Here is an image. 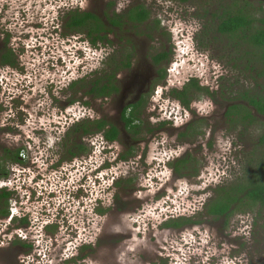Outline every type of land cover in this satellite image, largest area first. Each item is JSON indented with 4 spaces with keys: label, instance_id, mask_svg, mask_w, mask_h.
Wrapping results in <instances>:
<instances>
[{
    "label": "rangeland",
    "instance_id": "obj_1",
    "mask_svg": "<svg viewBox=\"0 0 264 264\" xmlns=\"http://www.w3.org/2000/svg\"><path fill=\"white\" fill-rule=\"evenodd\" d=\"M24 1L0 0V38L1 17L5 16V20L14 23V28L10 29L12 35L23 28L19 12L24 14ZM245 3L249 4L246 11L257 19L255 26L263 27L258 20L264 18V0L239 2L242 6ZM115 4L120 10L144 5L151 13L149 23L140 27L128 25L129 28L121 31L122 36L130 34L124 36L130 39L123 46L124 51H118L114 40L117 36L113 32L103 36L106 42L98 41L94 45L85 31L72 32L65 27L68 15L75 10L99 13L106 10L110 15ZM31 6L33 15L27 16ZM232 8V0L28 1L24 14L28 19L26 23H37L40 27L38 34L47 36L49 40H44V45H41L42 54L39 52L38 61L31 53L32 48L30 55H25L34 60V69L31 71L33 77L22 87L24 98L18 93H6L0 81V115L4 110L8 114L2 117L3 124L13 125L10 117L11 110L15 108L13 103L25 99L21 100L25 115L17 120L19 132L14 136V145L25 148L21 155L23 163L14 165L8 177L0 181V193L2 190L11 193L9 202L14 212V216L7 219L0 216V242L16 241L19 221L27 218L28 224L36 225L38 213L39 218L49 225L73 224L77 227L74 230L81 228L78 235L83 231L88 236L92 233L87 224H97V209H105L106 214L117 209L120 212L116 214L120 216L121 210L138 208L147 214L152 212L149 223L161 228L166 216L174 213L175 216L194 217V214L202 213L209 200L215 197L217 188L231 186L237 180L246 181L252 168L264 158V144H260L264 116L258 115L244 97L264 96V65L258 58L260 51L247 41L218 32L220 23L217 17ZM36 16H39L38 21ZM42 16H47L44 23ZM157 20L160 28L155 30ZM145 29L149 46L142 47L141 52L146 51L144 57L152 58L168 49H171V55L164 65L165 79L157 84L142 112L144 131L136 137L148 139L150 149L147 151L143 144L124 161L117 154H123L121 151L124 150L117 143L107 142L102 134L91 133L75 139L70 132L75 124L84 120L104 117L112 124L118 121L122 107L119 97L101 100L93 97L90 89L95 80L114 73V85H117V80H127V74H122L117 61L127 52L132 53L137 40L145 39ZM55 48L53 54L52 49ZM137 51L136 48L135 54ZM35 62H38L37 67ZM193 78L200 81L201 87H208L210 94L206 90L194 94L193 99L197 97L198 100L187 109L180 105L173 91L182 90ZM132 81L131 77L129 83ZM75 82L78 84L72 87ZM233 105L247 107L255 119L244 121L241 116L228 114L226 119L223 118L224 112ZM192 120L194 126L204 132L170 147L171 141H176V135L182 133L177 128L187 122L190 124ZM162 122H171L176 128L170 130L174 127L165 125L164 129L169 128L166 134L162 132L166 137L151 139L145 130L158 129ZM211 131L213 134L210 136ZM81 144L85 150L78 155L76 145ZM158 145H161L159 150H155ZM178 146L197 160V176L174 178L166 155ZM143 151L147 156L141 158ZM157 151L162 154L156 161ZM20 167L26 170L17 172ZM100 171L105 175L101 176ZM42 183L48 184L45 187ZM20 194L24 199L27 195L30 198L27 196L24 201ZM49 209L58 210L56 213L59 215H53ZM65 209L71 212L65 214ZM87 209L90 210L87 212ZM119 219L126 224L130 222L127 215H121ZM30 230L36 239L37 230ZM208 230L200 231V242L189 241L188 244H193L189 246L174 236L172 242L169 241L171 249L168 256L160 254L153 245L152 260L157 261L154 264H161L160 255L169 259L167 264H264V208L260 205L245 213H235L225 221L218 220ZM81 238L79 240L90 237Z\"/></svg>",
    "mask_w": 264,
    "mask_h": 264
},
{
    "label": "flooded vegetation",
    "instance_id": "obj_2",
    "mask_svg": "<svg viewBox=\"0 0 264 264\" xmlns=\"http://www.w3.org/2000/svg\"><path fill=\"white\" fill-rule=\"evenodd\" d=\"M29 0H25L23 2V12L25 11V6L28 3ZM139 6V5H135ZM135 6H130L127 9L120 10L117 8V5L113 6V9H111V16H122L126 15L131 9H133ZM144 6V5H141ZM33 6L29 8V11H27V16L31 12ZM121 8V7H120ZM145 9H147L144 6ZM148 10V9H147ZM22 11V10H20ZM93 12L99 17L103 19V21L108 24L107 19L105 17L106 10L102 12H94L93 10L83 11V12ZM109 11V10H108ZM149 11V10H148ZM82 12V11H81ZM37 13H39L37 11ZM36 13V14H37ZM22 19L19 18V21L21 22V26L23 28H19L17 34L12 35V27L14 28V23L12 21L5 20V16L1 19L2 23V33H1V46H0V81L4 84V89L6 93H18L19 96L22 98L25 94L22 91V87H24V83H28V80H30L31 77H33V63L34 60L29 56L26 58V54L30 55V49L31 53L35 56V61H38L39 55L42 54L40 52L41 45H44V40H49L47 36L38 34V30H40V27H38L37 23H26L28 19L22 12H19ZM151 14V13H150ZM26 15V14H25ZM224 15V12H223ZM38 17L36 16L35 19L38 21ZM45 18L47 16H44ZM44 17L42 16V22L44 23ZM24 18V20H23ZM68 19L65 22V27L68 31H70L68 24V21L70 20V15L67 17ZM219 23L221 22V16L217 17ZM12 20V19H11ZM127 22L126 20H124ZM151 21V17L144 21L141 24H124L123 26H112L110 27L113 31V35L117 36L115 37L116 44L118 46V51H124V47L126 43L128 42L127 37L129 36V33H124L123 36L120 34L122 30H126L130 26H142L146 23H149ZM15 22V20H14ZM48 22V19L46 20ZM55 24V23H54ZM130 25V26H128ZM11 29V30H10ZM44 29V28H43ZM219 32V30H218ZM107 33V32H106ZM106 33H101L100 37L103 40L99 41H107L105 37H103ZM109 33V31H108ZM107 33V34H108ZM144 40H137L135 44H133V50L130 54L127 52V54L121 59H119L116 66L121 68L122 74H127V80H117L116 88L118 89L117 92L112 93L109 97H101L99 95L100 93L98 91H95L94 93H91V90L94 88V85H92V89H90V93L93 97H98L101 100L103 99H115L118 98L121 100L122 107L120 108V114L118 121L114 124L117 126L119 135L117 139L113 142L109 143H117L124 151H121L117 153L120 160L127 161L129 159V156L132 155V151L135 149H140L139 147H142L144 144V147L147 151L150 149V145H148L149 140L148 139H137L144 130L142 127L139 130L135 131H128L125 128L124 123L121 121V114L125 110L127 106L135 105V104H147L148 99L151 97V93H155L156 86L158 83L163 81L166 77L164 76L165 68L164 65L167 64V60H162L159 63H155L154 57H156L158 54L167 53L168 56L171 55V49H168L167 51H161L157 54H155L152 58H147L145 56V49L142 51L143 45L149 46L147 43V37L148 32H144ZM221 33V32H219ZM136 34H134L135 36ZM42 40V41H41ZM64 43V42H63ZM66 44V43H65ZM69 45V44H68ZM137 48V53L135 54V49ZM60 50V48L58 47ZM42 51V49H41ZM56 51L55 49H52V52ZM40 52V53H39ZM139 54V56H138ZM141 55V56H140ZM147 55V53H146ZM47 56V54L45 55ZM121 57V56H120ZM144 57V58H141ZM29 58L31 60H29ZM35 67H37L38 62H35ZM118 68V69H119ZM1 70H5L7 72H2ZM131 73V74H129ZM133 78V81L129 83V79ZM19 78V79H18ZM38 78V77H37ZM16 79V80H15ZM115 79V78H114ZM200 82V81H198ZM102 84V83H101ZM99 84V85H101ZM98 85V84H97ZM200 85V84H199ZM81 87H84L81 85ZM203 88H206L209 90L208 87L202 86ZM100 87L98 86V89ZM183 89V88H182ZM100 90V89H99ZM101 91V90H100ZM199 91L195 90L194 92L189 94V97H191V104L193 101L198 100L197 97L193 99L194 94H198ZM38 94V93H37ZM24 98V97H23ZM20 99L18 101H15L13 103L14 110H11L10 117L12 124L10 127L6 126V123H2L3 116L5 117L7 114V111L4 110L5 114L3 113L0 115V181L4 180L8 177L10 169L12 170V167L14 165H22V153L24 152L23 147H18L17 145H14V136L18 135L19 130L16 129L18 126L16 124L18 119H22L24 117V108L23 103ZM180 105H183L182 101L177 99ZM236 103V102H235ZM232 105V104H231ZM184 106V105H183ZM186 108V107H185ZM229 108H231L229 106ZM228 108V109H229ZM188 109V108H187ZM3 110V109H2ZM227 112L225 111L223 114V118L226 119ZM8 115V114H7ZM142 114L140 116L139 123L142 122ZM101 119H107V118H97L96 120ZM109 121V119H107ZM15 122V124H14ZM191 122V121H190ZM173 126L171 122H162L159 124L161 126L158 129H152L148 128L145 130L146 133H148L152 138L156 139V136L158 137H166L163 133L166 134V132L169 131V128L164 129L163 126ZM174 127V126H173ZM176 127L170 129L174 130ZM178 130H181L182 133L176 135V141H171L170 147L178 144V141L181 143V140L188 139L190 136H198L201 135L203 130L199 129L198 127L194 126L193 120L189 124L188 122L185 125H182V127H178ZM206 131V130H205ZM163 132V133H162ZM94 134V133H93ZM213 134L211 131L210 136ZM103 136V135H102ZM170 137L167 136V138ZM150 139V140H151ZM169 139V138H168ZM161 141V138L159 140ZM108 142V141H107ZM162 145V144H161ZM158 145L157 149L159 150L160 146ZM144 148V150H145ZM171 151V150H170ZM169 159L167 160V163H169V166L172 168V173L174 175V178H178L179 176L191 178L194 177L197 173L195 170L192 171H183L180 173H176L175 171V165L177 162L182 161L184 159L190 160L188 163L189 166L194 164L193 166L196 168L198 166L197 160H194L193 155H191L188 151L183 152L184 149L180 148L179 146L177 148H173V150L170 152ZM162 152L156 153L154 156V159L157 161L160 158V155ZM147 153L143 151V155L141 158L146 157ZM38 161V160H37ZM172 161V162H171ZM26 170L24 169H17L18 171ZM19 171V172H20ZM101 172V176H104L103 171ZM22 173V172H21ZM184 173V175H182ZM198 175V173H197ZM196 175V176H197ZM37 177V176H36ZM103 183H106L105 179H102ZM101 182V180H99ZM48 183H42L43 186L46 187ZM4 191L2 190L0 193V216L4 217L5 219L9 218L10 216H14V212L12 208L10 207V200H11V193L8 195L4 194ZM21 195V194H20ZM29 197V195H27ZM23 198V200L25 201ZM30 198V197H29ZM23 201L19 202L21 205ZM245 206L241 207L240 209L233 210V214L235 213H245L244 209ZM50 212L53 215H56L57 211L49 209ZM90 209H87V212ZM66 213L71 212V210H63ZM62 211V212H63ZM55 212V213H54ZM106 210L103 208L97 209L95 212V215L97 217V224L88 225V230L92 235L86 236V234L82 231L81 233H78L79 230H74L73 224L69 227L62 223L61 226H58V223L55 225H49L48 223L44 222V219L41 220L39 218V213L37 217L36 225H30L28 224L27 218H22L19 221V225L17 226V237L16 241H1L0 242V264H154L157 261L152 260V253L151 248L152 246H156L159 249V253L162 255H167L171 247L169 248V241L172 242V240L175 238L174 236L178 237L180 242L184 244H188L189 241H192L194 243H199L200 239H198L199 236H201L200 231H209L208 228L214 224V222L218 220H227L229 217H220L216 218L214 215L208 214L206 209H203L202 213H199L198 215L194 214V217L186 216L185 215H179L175 216L176 214H171L172 216L164 219L163 226L161 228H157L155 225H151L149 221H151V213L147 214V212L143 209L138 208H131V209H125L121 210V215H127V217L130 219V222L126 224L124 221H120V216H118L116 213H119L120 210H113L111 213L106 214ZM168 212V211H167ZM69 214V213H68ZM24 215V214H23ZM59 215V214H57ZM54 218L56 216H53ZM69 218H67L68 220ZM119 219V220H118ZM191 220L190 223L179 225V226H172L169 225L171 221H180V220ZM49 220V219H48ZM63 221V220H62ZM66 223V220H64ZM118 222L117 224H110ZM51 224V223H50ZM83 229L86 230L85 226H82ZM47 228V229H46ZM30 229L37 230L36 239H33V232ZM40 230V231H39ZM67 231V232H66ZM62 232L64 234H62ZM184 233L185 235H183ZM178 235V236H177ZM84 239V237H87L88 240H79V238ZM25 238V239H24ZM154 242V243H153ZM42 243V244H41ZM41 244V246H39ZM193 245V244H188ZM197 250V249H196ZM168 252V253H167ZM168 256V255H167ZM177 258H180L179 256ZM159 259L161 260V264H167L168 258L166 256H159Z\"/></svg>",
    "mask_w": 264,
    "mask_h": 264
},
{
    "label": "trees",
    "instance_id": "obj_3",
    "mask_svg": "<svg viewBox=\"0 0 264 264\" xmlns=\"http://www.w3.org/2000/svg\"><path fill=\"white\" fill-rule=\"evenodd\" d=\"M187 1V0H182ZM240 1L246 2V0H232L233 8L230 12L224 11V15L221 16V22L218 26V30L221 33L230 34L231 36L243 39L251 45L252 48L259 50V59L264 65V26L256 27L255 22L257 21L253 13L246 11L249 4L245 3L244 6L239 4ZM248 4V5H247ZM108 24H106L99 15L93 12H81L73 11L70 13V20L68 21V26L72 32H86L87 36L91 39V42L96 45L99 40L101 33L113 31L110 27L112 26H123L125 23L141 24L147 21L150 17V11L144 8V6H135L126 15L111 16L105 15ZM126 20L127 22H125ZM262 25H264V18L258 20ZM156 25L153 29L157 30L160 28V21H155ZM239 33H242L240 35ZM168 59L167 53L158 54L154 57L155 63H159L162 60ZM166 74H164L165 76ZM115 73L112 75H106L103 78H98L94 82V88L91 93L98 91L101 97H109L112 93L117 92L118 89L114 85ZM102 83V84H101ZM78 82L73 83L72 87L77 85ZM98 84V85H97ZM101 84V85H99ZM98 86L100 87L99 90ZM204 91L210 94L209 90L203 88L199 85L197 79L193 78L190 83H188L182 90H174L173 95L176 99L182 101L186 108H190L191 97L189 94L193 91ZM248 96V94H247ZM248 99V103L253 107L257 114L264 116V96H252L244 97ZM146 107V104H135L127 106L121 114V121L124 123L125 128L128 131L139 130L142 124L139 123L140 116ZM228 115L241 116L245 121L254 120L255 117L251 110L243 105H233L227 113ZM238 118V117H237ZM91 133L102 134L104 139L108 142H113L117 139L119 132L117 126L109 122L107 119L101 120H84L73 126L70 136L75 139H82L84 136H88ZM260 144H264V132L260 139ZM78 155L80 151H84L85 147L83 144L76 145ZM190 160L184 159L177 162L175 165L176 173H181L183 171H189L191 168L198 172L197 168L188 165ZM197 173L195 174V176ZM80 186V185H79ZM76 189L79 188L75 186ZM215 197L211 198L209 202L205 205V209L208 214L220 217H229L233 214V210L240 209L245 206L242 210H252L255 206L260 205L264 208V158H261L255 168L249 172L245 182L237 180L236 184L231 186H221L215 191ZM5 195L10 193L5 192ZM191 220H180L171 221L169 225L179 226L190 223Z\"/></svg>",
    "mask_w": 264,
    "mask_h": 264
},
{
    "label": "clouds",
    "instance_id": "obj_4",
    "mask_svg": "<svg viewBox=\"0 0 264 264\" xmlns=\"http://www.w3.org/2000/svg\"><path fill=\"white\" fill-rule=\"evenodd\" d=\"M95 184H96V183H95ZM71 186H72V185H70V186H67V187H68V188H71Z\"/></svg>",
    "mask_w": 264,
    "mask_h": 264
}]
</instances>
